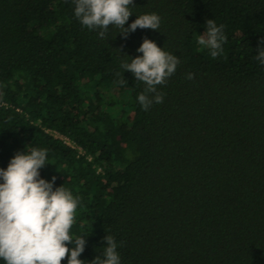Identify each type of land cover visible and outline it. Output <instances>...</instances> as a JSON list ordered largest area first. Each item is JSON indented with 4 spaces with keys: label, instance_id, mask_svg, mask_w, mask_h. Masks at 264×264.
Returning <instances> with one entry per match:
<instances>
[{
    "label": "trees",
    "instance_id": "1",
    "mask_svg": "<svg viewBox=\"0 0 264 264\" xmlns=\"http://www.w3.org/2000/svg\"><path fill=\"white\" fill-rule=\"evenodd\" d=\"M74 8L0 0V168L47 149L41 178L80 198L70 234L86 264L106 235L121 264H264V0H134L125 27L161 23L127 39L100 38ZM208 19L227 36L215 59L197 43ZM145 37L181 61L146 111L120 66Z\"/></svg>",
    "mask_w": 264,
    "mask_h": 264
},
{
    "label": "clouds",
    "instance_id": "2",
    "mask_svg": "<svg viewBox=\"0 0 264 264\" xmlns=\"http://www.w3.org/2000/svg\"><path fill=\"white\" fill-rule=\"evenodd\" d=\"M73 3L75 17L89 30H100V38H106L110 26L120 29L125 39L137 28H160L161 18L156 13L140 15L125 27L133 14L130 5L134 0H73ZM226 41L224 25L217 26L214 19L207 20L206 31L197 39L214 59L223 53ZM261 44L264 45V40ZM137 52L143 55L131 57L130 62L122 61L120 66L145 85L138 101L146 111L153 103H163L165 94L157 86L166 84L181 61L147 37ZM255 59L264 64V47L258 49ZM194 78V73L186 74V79ZM127 82L124 78L120 80L121 84ZM47 161V149L29 145L26 154L17 152L7 169L0 168V259L5 264H61L65 258L67 264H86L79 258L85 251L86 237L70 234L80 198L64 185L54 187L55 176L51 182L41 178L40 170ZM103 239L106 247L102 255L90 264H121L115 238L106 235ZM69 244L74 246L70 248Z\"/></svg>",
    "mask_w": 264,
    "mask_h": 264
},
{
    "label": "built area",
    "instance_id": "3",
    "mask_svg": "<svg viewBox=\"0 0 264 264\" xmlns=\"http://www.w3.org/2000/svg\"><path fill=\"white\" fill-rule=\"evenodd\" d=\"M57 136H60V135H57ZM60 137L63 138L69 145L74 146L73 142H71L69 139H67L63 136H60Z\"/></svg>",
    "mask_w": 264,
    "mask_h": 264
}]
</instances>
